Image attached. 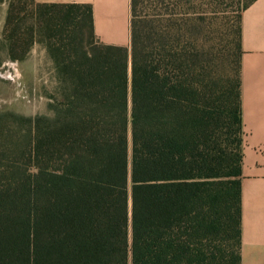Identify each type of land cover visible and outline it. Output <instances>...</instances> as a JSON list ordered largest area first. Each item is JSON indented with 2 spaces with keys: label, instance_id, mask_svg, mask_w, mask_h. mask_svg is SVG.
<instances>
[{
  "label": "trees",
  "instance_id": "trees-1",
  "mask_svg": "<svg viewBox=\"0 0 264 264\" xmlns=\"http://www.w3.org/2000/svg\"><path fill=\"white\" fill-rule=\"evenodd\" d=\"M254 1L131 0L128 47L90 4L9 0L0 67L22 40L52 66L43 112H0V264H242Z\"/></svg>",
  "mask_w": 264,
  "mask_h": 264
},
{
  "label": "crops",
  "instance_id": "crops-1",
  "mask_svg": "<svg viewBox=\"0 0 264 264\" xmlns=\"http://www.w3.org/2000/svg\"><path fill=\"white\" fill-rule=\"evenodd\" d=\"M92 5L97 37L130 46L131 0H36ZM242 264H264V0H255L242 18Z\"/></svg>",
  "mask_w": 264,
  "mask_h": 264
},
{
  "label": "rangeland",
  "instance_id": "rangeland-1",
  "mask_svg": "<svg viewBox=\"0 0 264 264\" xmlns=\"http://www.w3.org/2000/svg\"><path fill=\"white\" fill-rule=\"evenodd\" d=\"M9 0H0V36L8 10ZM226 19L235 16V7L225 12ZM16 54L21 60L6 59L0 67V112H12L31 116L45 110L44 86L50 81L51 62L41 43L29 45L22 40Z\"/></svg>",
  "mask_w": 264,
  "mask_h": 264
}]
</instances>
